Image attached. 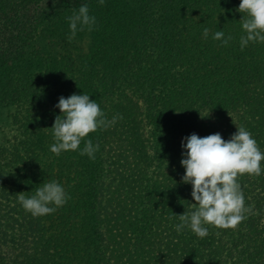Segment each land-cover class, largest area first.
Wrapping results in <instances>:
<instances>
[{
    "label": "trees",
    "instance_id": "1",
    "mask_svg": "<svg viewBox=\"0 0 264 264\" xmlns=\"http://www.w3.org/2000/svg\"><path fill=\"white\" fill-rule=\"evenodd\" d=\"M137 1L0 0V104L24 130L14 171L0 175V264H264V161L260 175L237 177L246 209L237 227L202 223L205 237L175 228L196 203L182 182L185 137L227 142L243 127L264 154V42L241 50V0ZM82 4L96 24L69 41L67 18ZM220 30L227 46L212 38ZM46 36L47 55L32 51ZM73 94L123 119L57 155L55 105ZM88 139L95 159L80 155ZM51 180L70 199L34 217L17 194Z\"/></svg>",
    "mask_w": 264,
    "mask_h": 264
},
{
    "label": "clouds",
    "instance_id": "2",
    "mask_svg": "<svg viewBox=\"0 0 264 264\" xmlns=\"http://www.w3.org/2000/svg\"><path fill=\"white\" fill-rule=\"evenodd\" d=\"M57 2L53 0L54 4ZM99 3L103 5L104 0H99ZM237 11L243 14L239 21L244 30L240 36L241 50L250 41L264 42V0H241ZM67 19L71 32L69 41L75 38L77 31H91L96 24V18L90 15L87 4L80 5L78 10L74 9ZM209 34L210 29L203 28V37L208 38ZM212 38L222 41L224 46L232 40L231 36L225 39L222 30L212 34ZM55 107L60 109L62 115L55 117L54 125L50 128L56 141L50 145V150L57 155L62 151L77 150L81 140L98 127L107 128L123 119L122 115L117 114L108 120L97 102L87 94H73L68 98L61 96ZM237 128L238 131L227 142L220 133L203 138L193 133L182 141L184 158L181 165L186 170L182 182L192 185L191 195L196 203L190 205L194 211L186 210L184 214L177 215L181 221L175 225L177 231L188 226L199 237H205L208 229L202 227V223L227 229L237 227L245 219V198L237 177L244 174L260 175L264 154L249 131L243 127ZM98 150L99 144H93L88 139L80 155L95 159L94 153ZM17 197L23 208L34 217L54 213L70 199L56 180L45 181L35 188V194L30 197L26 198L25 193H19Z\"/></svg>",
    "mask_w": 264,
    "mask_h": 264
},
{
    "label": "rangeland",
    "instance_id": "3",
    "mask_svg": "<svg viewBox=\"0 0 264 264\" xmlns=\"http://www.w3.org/2000/svg\"><path fill=\"white\" fill-rule=\"evenodd\" d=\"M134 6V9L137 7L139 8V1L132 0L130 3ZM140 9V8H139ZM51 22L53 27L59 29L60 31H66L68 29V25H66L65 20H58ZM85 44L89 46L90 44V37L86 40L85 37ZM33 45V46H32ZM53 40L52 37H44L38 38L34 44L32 43V51H38L41 55H47V51L49 46L53 47ZM21 109V108H20ZM16 114V109L13 108L10 112L4 109L0 104V175H4V172H13L14 167L9 164L10 158H12V154L14 152V146L16 143L22 140L21 135L19 136L18 133L23 134V129L17 124L19 122L18 119L14 118ZM17 153H22L18 152Z\"/></svg>",
    "mask_w": 264,
    "mask_h": 264
}]
</instances>
